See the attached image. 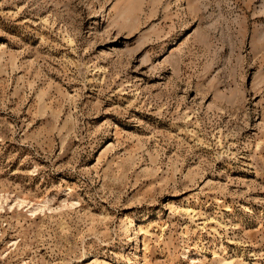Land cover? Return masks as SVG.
Masks as SVG:
<instances>
[{"label": "rangeland", "instance_id": "obj_1", "mask_svg": "<svg viewBox=\"0 0 264 264\" xmlns=\"http://www.w3.org/2000/svg\"><path fill=\"white\" fill-rule=\"evenodd\" d=\"M0 264H264V0H0Z\"/></svg>", "mask_w": 264, "mask_h": 264}]
</instances>
